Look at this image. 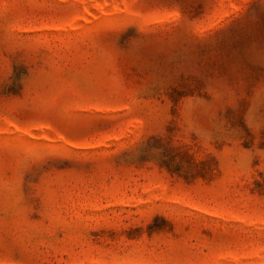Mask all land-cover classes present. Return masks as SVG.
I'll return each instance as SVG.
<instances>
[{"label": "rangeland", "instance_id": "1", "mask_svg": "<svg viewBox=\"0 0 264 264\" xmlns=\"http://www.w3.org/2000/svg\"><path fill=\"white\" fill-rule=\"evenodd\" d=\"M0 264H264V0H0Z\"/></svg>", "mask_w": 264, "mask_h": 264}]
</instances>
